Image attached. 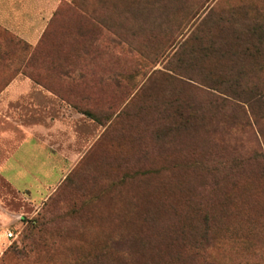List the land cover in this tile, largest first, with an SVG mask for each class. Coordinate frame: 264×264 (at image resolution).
I'll return each instance as SVG.
<instances>
[{"label":"rangeland","instance_id":"374dc122","mask_svg":"<svg viewBox=\"0 0 264 264\" xmlns=\"http://www.w3.org/2000/svg\"><path fill=\"white\" fill-rule=\"evenodd\" d=\"M28 133L67 162H11L15 188ZM0 264H264V0H61L36 42L0 24Z\"/></svg>","mask_w":264,"mask_h":264},{"label":"crops","instance_id":"0c3cea01","mask_svg":"<svg viewBox=\"0 0 264 264\" xmlns=\"http://www.w3.org/2000/svg\"><path fill=\"white\" fill-rule=\"evenodd\" d=\"M60 1L61 0H0V24L22 38L30 42H36L46 30ZM29 143L32 144V148L35 152L28 147ZM44 151H47V155ZM15 152L18 153L16 154V158H13ZM34 154H39L43 157L40 163V170L42 173H47L56 166L58 167L59 165L57 162L59 161H62V165L67 162L63 153L50 152L45 140L40 139L39 136L34 133H28L22 138L14 152H12L1 164L3 177L9 181L5 177V173L8 174L13 179V183L18 187L15 183L14 174L10 172L8 165L11 162H15L16 167L18 169L20 168L22 171H34L35 168L38 169L39 167V165L34 162ZM52 154L56 156L59 161H57ZM51 156H53L56 162L49 160L52 158ZM61 173L62 176L63 172L61 171ZM60 178H58V181ZM13 183L11 184L16 188ZM23 191H29V196L31 197L30 190L24 189Z\"/></svg>","mask_w":264,"mask_h":264},{"label":"built area","instance_id":"2783aa9c","mask_svg":"<svg viewBox=\"0 0 264 264\" xmlns=\"http://www.w3.org/2000/svg\"><path fill=\"white\" fill-rule=\"evenodd\" d=\"M12 235H13L12 232H9V233L7 234L8 237H11Z\"/></svg>","mask_w":264,"mask_h":264}]
</instances>
